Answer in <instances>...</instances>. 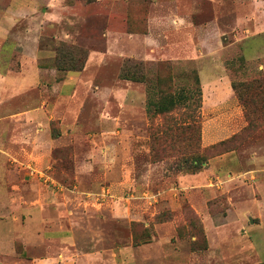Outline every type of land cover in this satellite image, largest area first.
I'll return each instance as SVG.
<instances>
[{"label": "rangeland", "instance_id": "rangeland-1", "mask_svg": "<svg viewBox=\"0 0 264 264\" xmlns=\"http://www.w3.org/2000/svg\"><path fill=\"white\" fill-rule=\"evenodd\" d=\"M37 1L42 15L39 12L19 22L21 45L15 47L9 67L18 69L22 45L33 36L27 28L41 25L39 47L46 55L39 60L41 82L26 91L25 99L41 98L66 106L65 99L58 97V83L67 73L80 75L71 104L81 107L75 120L82 128L53 149L51 163L24 155L35 148L29 135L26 141L7 136L12 137L16 158L5 153L0 159L10 202L8 209L0 210V228L7 231L0 242V264H34L35 258L47 260L63 247L60 240L35 243L23 238V223L27 217L34 221L36 199L55 206L67 202L70 216L65 209H55L44 213V220L46 228L62 232L72 224L73 248L79 253L95 247L110 252L123 247L125 236L134 232L144 248L136 260L127 253L123 261L106 253L110 261L103 264H264V172L262 181L256 173L247 174L244 183L234 186L225 180L232 157L239 170L254 167L256 157L264 167V89L259 92L255 81L264 75V0ZM56 48L58 58L75 70H56L52 57ZM135 63L147 75L146 82L154 79L160 63L170 65L175 91L193 86L191 71H196L201 88L198 155L207 163L219 158L214 167L222 172L219 178L211 176L212 184L203 181L180 189L179 176L193 172L175 167L181 158L178 150L191 138L176 128L186 110L178 107L164 116L152 114L153 106H147V83L122 78L131 74ZM248 86L256 89L250 91ZM250 92L253 100L244 106L237 94ZM245 109L253 126H248ZM42 116L41 121H48L50 111ZM59 121H49L52 135ZM113 124L120 146L108 136L106 143L99 144L97 135L110 132ZM171 126L177 129L172 136L174 149H169V137L162 135ZM40 141H45L42 134ZM231 150L233 156L226 155ZM125 155L132 181L119 187L114 182ZM89 160L95 174L101 165L115 164L106 177H92V190L104 188L92 198H114L119 206L131 207L137 219L118 222L108 211L97 217L88 209L84 190L91 182L87 175L76 177L75 170ZM203 166L200 171L209 167ZM40 172L49 178L40 177ZM23 201L30 202V208L24 209ZM242 208L246 212L239 214Z\"/></svg>", "mask_w": 264, "mask_h": 264}, {"label": "crops", "instance_id": "crops-1", "mask_svg": "<svg viewBox=\"0 0 264 264\" xmlns=\"http://www.w3.org/2000/svg\"><path fill=\"white\" fill-rule=\"evenodd\" d=\"M39 12V4L37 0H0V159L4 157L5 153L13 156V158L15 157L13 153L15 146L11 145L12 143L10 142L12 137L7 139V136L16 135L15 138H17V141H19L20 138L26 141V136L29 135L30 139H33L32 145L35 148L25 151L24 155L40 161L46 160L47 162L51 163L53 161V149L60 145L66 144L67 139L71 140L74 132L77 131V129L82 128V126H80L75 120V118H78L81 107L71 104V94L75 90L74 88L77 86V81L81 79L80 75L74 74L73 72L67 73L64 75V78L61 79L60 83H58V97L60 99H65L66 103L64 105L66 106H62V104H56L55 102L54 104L47 103L41 98L36 99L32 97L27 101L25 99L26 91L38 88L41 82L39 60L41 57H46V55L43 54L45 51L44 48L39 47L41 25H38L37 28L33 29L31 27L27 28L28 31L33 30V36L28 38L26 44L22 45L23 49L21 51L22 55L18 69L12 70L9 67L12 61L11 58H13L15 47L21 45V43L18 42V38L20 37L18 33H21L22 31L18 29L19 22L27 18L39 16L37 15ZM40 15H42L41 12ZM14 34H16V36ZM46 111H50V116H46L48 121H41L43 118L42 114L46 115ZM54 118H59L60 121L58 123V131L52 135L49 121ZM112 128L113 129H110V132L106 131L105 134L101 132V136L100 134L97 135V140L100 141L99 144L106 143L104 138L108 136L110 137V140L113 139V144L115 143V145L120 146L121 138L118 136L119 134L117 133L114 124ZM27 129H34V131L33 133L31 132L29 134L26 132ZM41 134L44 136V143H41L40 141ZM20 146L21 148H24V145ZM18 153L19 155L21 154V152ZM232 153H234V150L227 152L226 155L233 156ZM116 157L117 155H114V159ZM258 158L259 157H256L254 167L243 168L239 170L238 167H236V160L232 157V162H230L228 165L229 167L225 169V180L227 183H230L232 186L244 183L247 174L252 173L258 174L260 181H262L264 167L258 165ZM262 158L264 161V157ZM215 159L216 160L213 159L207 163V166L209 167L204 171L180 175V189L198 186L200 185L199 183L203 181H205L207 185L212 184L213 179L211 176L213 175L215 178H219L222 173L217 172V169H215L214 163L219 158ZM122 161L123 163L120 165L118 172L119 175L117 176L118 179L114 182V184L116 183V185L119 187L122 185H127L132 181V178L130 177V171L132 168L131 164L128 163L127 155L122 158ZM92 162L93 161L89 160L87 165L85 164L83 167L80 166V170H78L76 167L75 170L76 177L84 174L87 175L86 177H88L91 182V185H89L90 188L87 187L84 190V192L87 194L85 205L89 207L88 209L91 210L92 213L97 217H100V215H105V212L108 211L109 216L118 222L126 221L129 223L130 221L137 219L138 217L133 215V210L131 207L119 206L114 198H106L102 201L92 198L95 196V194H100L102 191H104L103 186L99 191L91 189L93 186L92 184L94 183L91 180L92 177H106V175L115 169V164H103L101 167H99L97 174H95L94 169L92 168ZM98 197L99 196H97V198ZM8 199L9 196L4 180V172L3 170H0V210L9 208L10 202ZM26 202L28 201H23V203H21V205H25L23 206L24 209L30 208V202L28 204H26ZM42 202L43 201L39 199L33 201L34 221L31 222L28 219L29 217H27L25 223H23L25 231L23 238L25 241L33 239L35 240V243L60 240V242H63L64 245L63 247H60L59 250L53 252L50 257H47V260H45L46 257L39 259L35 258L34 264H103L107 263L106 261H110L109 257L111 259L122 260V255L125 253L130 254L133 258L132 260L134 261L136 260L137 256H139L138 252H142L144 249L142 246L133 245L131 234L129 236L127 234V237L125 236V240L127 242L123 246L124 250H122L123 247L120 246L117 249H112L110 252H105V249H97L95 247V249H90L88 251L79 253L75 250V248H73L75 243L73 238L74 232L72 224H70L69 227H67L62 232L58 228H46V220H44V213H51V211H54L55 209H65L68 212L66 216H70L69 214H71V211L67 206V202H59L57 204L58 206H55L54 202L47 204H42ZM236 203L238 204L239 202ZM191 204L194 208H197L196 204ZM241 210L238 211L239 214L246 212L245 208H242ZM135 214H138V212H135ZM1 223L2 218H0V224ZM6 234L7 231L4 233L2 228H0V242L5 238L4 236ZM96 235L98 236L99 234ZM92 237L95 239L94 236ZM114 237L119 240L122 239V237L117 234H114ZM106 253L109 254V257Z\"/></svg>", "mask_w": 264, "mask_h": 264}, {"label": "trees", "instance_id": "trees-1", "mask_svg": "<svg viewBox=\"0 0 264 264\" xmlns=\"http://www.w3.org/2000/svg\"><path fill=\"white\" fill-rule=\"evenodd\" d=\"M58 54L59 51L56 48L55 54L54 56H52L56 59L54 65L56 67V70L66 72L75 70V68L70 67L67 62H64V58H58ZM171 69V66L167 63H160L158 66V72L155 74L154 79L146 82L147 75L140 72V66L138 65V63H135V67H133L132 71H130L131 74H129V72L127 74H123L122 78L143 81L147 83V106H153L154 111L152 114L164 116L178 107H182L184 108V110H186L182 122L178 124V127L176 126V128L180 129V135L188 133L191 138L187 137L186 142L182 146V149L178 150L181 158L177 159L175 167L180 171L191 170L193 171L192 173H197L201 170L204 164H207V160H200L201 156L198 155L199 146L197 144V135L199 132V118L201 107V88L199 86V77L196 71L192 70L191 73H193L194 85L188 86L187 84L181 87L179 91H175L172 90L174 75ZM255 81H257L256 88L258 89V91H262L264 89V75L257 78ZM232 88L236 92V85L234 84V82L232 83ZM247 88L250 91L256 89L252 86H248ZM237 95L239 101L244 106L245 103L253 100L251 92L247 93L246 96H241L239 93ZM248 96H250L251 98H248ZM244 112L245 116L247 117L248 126H253L254 120H252V118L250 119L249 112L246 109L244 110ZM176 128H172L171 126L162 130V135L164 134L165 137H169L167 143L169 149L175 148V142L173 141L172 136L176 135ZM131 237L132 244L138 245L134 232H131ZM145 237H148V239L145 240L148 241L150 238L149 232H146Z\"/></svg>", "mask_w": 264, "mask_h": 264}, {"label": "built area", "instance_id": "built-area-1", "mask_svg": "<svg viewBox=\"0 0 264 264\" xmlns=\"http://www.w3.org/2000/svg\"><path fill=\"white\" fill-rule=\"evenodd\" d=\"M35 172V170H32V172ZM39 173V172H38ZM40 177H44V178H46V179H48L49 177L47 176V175H45V174H43V172H40Z\"/></svg>", "mask_w": 264, "mask_h": 264}, {"label": "water", "instance_id": "water-1", "mask_svg": "<svg viewBox=\"0 0 264 264\" xmlns=\"http://www.w3.org/2000/svg\"><path fill=\"white\" fill-rule=\"evenodd\" d=\"M250 221L252 222V220L250 219Z\"/></svg>", "mask_w": 264, "mask_h": 264}]
</instances>
